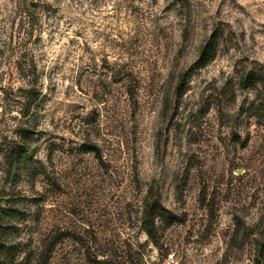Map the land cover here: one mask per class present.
Instances as JSON below:
<instances>
[{"label": "rangeland", "instance_id": "1", "mask_svg": "<svg viewBox=\"0 0 264 264\" xmlns=\"http://www.w3.org/2000/svg\"><path fill=\"white\" fill-rule=\"evenodd\" d=\"M187 1L0 0L1 207L42 191L3 158L29 130L33 161L60 175L43 216L61 231L117 252L129 239L147 264H264V88L235 85L264 71V0ZM86 140L99 159L79 151ZM148 191L175 220L157 248L140 231ZM50 264L90 263L67 241Z\"/></svg>", "mask_w": 264, "mask_h": 264}, {"label": "trees", "instance_id": "2", "mask_svg": "<svg viewBox=\"0 0 264 264\" xmlns=\"http://www.w3.org/2000/svg\"><path fill=\"white\" fill-rule=\"evenodd\" d=\"M175 3L180 9L188 10L187 0H175ZM186 35L187 30H184L183 42ZM219 40L220 35L215 31L200 51L197 63L199 66H206L216 57ZM31 69L32 65H26L18 67V72L24 80H29V88H36L35 74ZM235 85L240 90L264 88V71L257 68L244 69L236 76ZM229 86L230 83L227 82L224 88ZM30 134L29 130H23L21 142L6 150L3 158L13 179L25 176L33 182L40 181L42 191L35 192L26 206H0V264H50L59 247L67 241L72 242L75 247L78 246L79 252L84 254L90 264H147L141 247L129 239L122 242L124 249L117 252L113 246L103 245L96 234L89 235L87 231L86 234H77L72 230L61 231L56 218L43 216L47 198H57L59 195L60 175L48 166L51 157L45 162L33 161L25 144ZM79 151L100 158V148L89 140L79 147ZM140 205V231L146 241L157 248L163 225H172L175 220L161 208L151 191L144 194ZM52 223L54 225H50ZM12 229H15V236L8 240ZM85 242L91 243V246Z\"/></svg>", "mask_w": 264, "mask_h": 264}]
</instances>
